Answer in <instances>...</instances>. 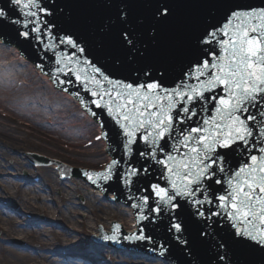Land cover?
<instances>
[{"label": "snow or ice", "instance_id": "obj_1", "mask_svg": "<svg viewBox=\"0 0 264 264\" xmlns=\"http://www.w3.org/2000/svg\"><path fill=\"white\" fill-rule=\"evenodd\" d=\"M200 7L202 22L179 20L174 0H158L144 42L129 6L113 0L101 31L119 29L124 59L112 63L128 71L125 78H113L90 58L87 38L71 26L59 0H0V46L34 47L41 60L35 67L57 89L101 127L99 112L111 118L124 163L113 159L102 172L84 173L89 180L100 187L116 177L130 190L159 166L156 182L147 181L146 194L134 197L138 220L166 219L167 232L189 255L193 242L186 233L194 220L199 243L215 246L216 264H233L235 248L264 250V6L200 0ZM173 23L174 35L162 45L159 26ZM44 61H51L47 71ZM177 63L180 77L168 86ZM102 138H109L107 130ZM236 154L244 163L234 169ZM119 232L115 225L103 239L118 242ZM124 239L153 243L143 227ZM166 253L161 243L159 255Z\"/></svg>", "mask_w": 264, "mask_h": 264}, {"label": "bare ground", "instance_id": "obj_2", "mask_svg": "<svg viewBox=\"0 0 264 264\" xmlns=\"http://www.w3.org/2000/svg\"><path fill=\"white\" fill-rule=\"evenodd\" d=\"M19 54L17 48L0 46V110H2L0 113L7 115V119H0V187H2L0 201L11 198L17 205L13 210L0 209V229H2L1 225L5 227L4 238L18 237L25 242V245L21 249H5L2 246L4 239L1 238L0 264H44V262L81 264L77 260L62 258L57 260L45 255L47 251L59 247L62 250L68 247L69 251L73 247L69 233H59L55 230L57 223L48 221L46 227L40 226V229H36L30 221L25 219L19 221L17 217L21 216L22 212L35 214L39 212L50 217L52 221L60 220L67 223L74 231L79 232L77 228L81 229L83 235L87 233L97 235L99 225L110 231L112 227L110 223L115 218H118L128 231L134 232L133 209L119 203L111 204L106 201L105 203L98 191L96 192L98 195L94 194V187L88 189L87 184L83 182L75 179L71 182L60 181L55 170L58 167L56 163H52L53 166L51 165L50 168L35 169L28 160L24 161L23 157H20L22 152L31 151L32 154L42 152L49 158L91 169H100L98 166L100 161L109 163L111 160L110 154L105 150L104 140L93 146V149L79 148L81 143H75L74 140L81 141L93 132L97 135L100 125L82 111L76 100L67 93L58 91L49 78L41 76L27 60L19 61ZM4 60L5 63L2 62ZM19 65L24 66L23 69ZM19 78L23 80V87L20 89L15 86ZM79 113L83 114L84 119ZM52 132H55L59 138H54ZM61 143L69 145V155L61 151ZM86 143L87 141L82 144ZM10 159L14 160V164L9 166L4 160ZM8 167L17 169L21 173L35 175L34 177H42L43 181L40 185L29 184L24 178L21 183H16L5 177ZM12 188L15 190L14 193ZM56 191L62 193L57 205L50 202V195ZM2 194H7L8 198H3ZM110 196L114 194L111 193ZM77 197H80L81 201L84 200L86 203L84 208L93 216L94 221H89L88 214L83 218L79 209H76ZM56 215L58 218H55ZM81 216L82 220H79ZM43 229L47 231L44 237ZM77 256L85 259L82 254ZM113 261L118 262L119 258L115 257ZM124 261L133 264L129 259L125 258ZM141 262L171 264L167 261H154L151 258L143 259L140 264Z\"/></svg>", "mask_w": 264, "mask_h": 264}, {"label": "rangeland", "instance_id": "obj_3", "mask_svg": "<svg viewBox=\"0 0 264 264\" xmlns=\"http://www.w3.org/2000/svg\"><path fill=\"white\" fill-rule=\"evenodd\" d=\"M14 58V57H13ZM6 59V58H5ZM5 63V60L2 61ZM23 69V67H20ZM22 79V78H21ZM20 78L16 81L15 83V86L18 85V88H22V81ZM0 112H2V110H0ZM7 117V115L5 113H0V119H3L5 120ZM45 119V118H44ZM27 124V123H25ZM94 132L91 133L90 135L86 136L85 139L81 140V141H77V140H74L75 143H81L80 144V147L83 148L82 146H84L85 144H82V143H85L86 141H92L93 140V136H94ZM52 136L54 138H59L57 137V135H55V132H52ZM35 142H38V141H35ZM64 142V141H62ZM61 147V151L62 152H65L67 153L68 155L70 154L68 151H69V145L68 144H60ZM31 151L29 152H22L20 153V157H23V160L25 161L26 157H27V153H30ZM42 153V152H41ZM39 153L40 155H44L43 153L41 154ZM46 156V155H44ZM5 162H8V165H12L14 164V160L10 159V160H4ZM102 161L99 162V166L101 165ZM8 173L7 175H5V177H8L9 179H12L13 181H15L16 183L20 182V176L21 177H24V174L22 175L21 172H19V170L17 169H11V168H6ZM3 170V169H2ZM28 176V175H27ZM32 175L29 176V178H27V181L29 183H32L33 180H32ZM70 182V181H69ZM1 191H2V187H0ZM12 191H14V188H12ZM89 193V192H88ZM62 195V193L56 191L54 192L53 194L50 195V202L52 204H55L57 205L58 204V199L59 197ZM2 197L3 198H8V195L7 194H2ZM75 202L77 203L76 205V209H79V212L82 213L83 215V218L84 216H87V210L84 208L86 203H84V200L81 201L80 197H77L75 199ZM80 204V205H78ZM16 203H15V200H11V199H3L0 201V209L2 208H6V209H9V210H13L16 208ZM24 212H22L21 216L17 217L19 218V221L24 218V219H29L27 214H24ZM31 217H33V221H35V225L33 226V228H39L40 226H44L46 225V223L49 221L50 223H58V224H55V230H57L59 233H69L71 235V240H73V247L71 248V251H69L68 247L66 249H61L60 247L57 248L55 251L57 252H54L52 253L53 255V258L54 259H61L62 257V254L66 257V258H63V260H69V259H72V260H84L86 262H88L89 264H131V263H128L127 261H124V259H129L130 261H132L133 264H140V259H132L130 258L129 256H125L126 254H122L121 255H116L114 256V252H111L110 250H102V249H98L97 246H92V245H95V244H92L90 243V239L92 236L88 235L87 236H84L82 235L81 233V229L77 228L79 232H75L72 230V228L70 229V227L68 226L67 223H63V222H55V221H52V219L50 217H46L44 215L40 216V215H30ZM48 216V215H47ZM22 217V218H21ZM88 218L90 219L89 221H92L94 220L93 219V216L91 214H88ZM30 220V219H29ZM79 220H82V216L79 218ZM118 220V219H117ZM79 225H80V222H79ZM81 226V225H80ZM46 227V226H45ZM4 228L0 229V239H4V242L2 243V246L5 248V249H9L11 250V248H22L24 245H25V242L23 240H21L20 238L18 237H13V238H4ZM44 230V229H43ZM45 232H47L46 230H44V234H43V237L46 236L45 235ZM48 237H46L47 239ZM10 239V240H8ZM71 243V245H72ZM61 249V250H60ZM49 252H53V251H49ZM79 252V254H82L83 257L85 259H80L78 258V256L76 255L77 253ZM131 255V254H129ZM117 257L119 258V261L116 262V261H113V259ZM123 261V262H122ZM45 264H48V262H45ZM141 264H144V262H141Z\"/></svg>", "mask_w": 264, "mask_h": 264}, {"label": "water", "instance_id": "obj_4", "mask_svg": "<svg viewBox=\"0 0 264 264\" xmlns=\"http://www.w3.org/2000/svg\"><path fill=\"white\" fill-rule=\"evenodd\" d=\"M64 1V0H63ZM65 1H67V0H65ZM71 1V3H72V6L70 7V8H66V6H65V2H64V6H65V8H66V11H68V12H70L71 13V17H72V19H71V26L73 27V28H75L78 32H82V30H81V27L82 28H84V22H82V16H80V18L79 17H75L74 18V14H80V15H82L83 14V11H84V9L85 8H87V7H89V5L88 4H83L82 3V1L80 2V3H77L76 2V0H70ZM246 1H248V0H246ZM59 2L62 4V0H59ZM240 3H243V2H240ZM122 4H126V5H128L125 1H122ZM245 4H251V5H253L252 3H250V2H245ZM140 5H141V3L139 2L138 3V1H135L134 3H132L130 6H129V8H130V12H131V14L132 15H136V13H137V10L139 9L140 11L142 10V12H143V14H142V16L143 17H147L148 16V14H151V12H152V10H153V8L151 7V3H148L147 4V6H145V8L144 9H141L140 8ZM140 17V16H139ZM78 19H80V21L78 20ZM98 19H100V17L98 16ZM102 23H105V20L103 21V19H102ZM106 24V23H105ZM139 34V33H138ZM139 37H140V34L138 35ZM119 39V38H118ZM102 41H104V40H102V39H96V43H98V42H102ZM117 41H119V40H117ZM15 44H17V43H15ZM20 46H21V49L23 50V52H25V53H27L26 51H28V53H30V55H31V51H33L35 48L34 47H29L27 44H19ZM34 56H36V57H38V55H37V53L34 55H31L30 56V58L32 59V57H34ZM33 60V59H32ZM36 61L37 62H39V60L38 59H36ZM103 62H104V59H101V63H100V65H103ZM119 66V65H118ZM173 68V67H172ZM45 69H46V66H45ZM174 77H175V75H174ZM93 108H94V106H93ZM94 110H96L95 108H94ZM96 111H98L99 112V110H96ZM100 113V115H101V117L103 118V120L105 121V125H106V128H107V131L108 132H110V130L113 128L112 126H114L113 125V122L111 121V118L110 117H108V116H105V115H107V114H103L102 112H99ZM100 117V118H101ZM108 124V125H107ZM122 145V144H121ZM29 153H27V155H28ZM253 154H255V153H253ZM257 154V153H256ZM35 155V154H34ZM40 155V154H39ZM40 156H42V157H47V156H44V155H40ZM47 158H49V157H47ZM51 161L52 160H54V162L56 163V164H58V163H63V164H68V163H65V162H63V161H60V160H56V159H53V158H49ZM239 163H240V160L238 161ZM241 164V163H240ZM71 167H74L75 165H71V164H69ZM77 168H83V169H87V168H85V167H79V166H76ZM89 169H91V168H89ZM92 170V169H91ZM93 170H96V171H100V169H93ZM135 188H137V186L135 187ZM112 197L113 196H111V199H112ZM119 224H122V223H119ZM102 226V225H101ZM122 226H123V224H122ZM103 227V226H102ZM124 227V226H123ZM104 228V227H103ZM125 228V227H124ZM105 229V231L106 232H110L109 230H107L106 228H104ZM125 230H126V232L127 233H130V234H134V233H137L138 232V230H135L134 232H130V231H128L126 228H125Z\"/></svg>", "mask_w": 264, "mask_h": 264}]
</instances>
